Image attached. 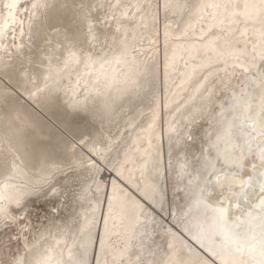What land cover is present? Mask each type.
Listing matches in <instances>:
<instances>
[{"label":"snow or ice","instance_id":"6c2138e0","mask_svg":"<svg viewBox=\"0 0 264 264\" xmlns=\"http://www.w3.org/2000/svg\"><path fill=\"white\" fill-rule=\"evenodd\" d=\"M161 10L165 81L178 63L192 70L171 99L152 92L145 110L138 102L158 75L146 53L156 51ZM37 40L39 61L25 54ZM13 75L36 104L63 92L72 111L87 112L89 95L104 97L93 113L102 127L117 101L130 114L115 136L38 142L18 112H0V264H264V0H0V83ZM17 92L6 88L0 106ZM118 146L123 159L113 162ZM105 169L118 177L110 194ZM57 175L78 183L68 192L89 207L82 221L33 230L26 198L55 193ZM170 176L185 205L164 227L148 206L163 210L160 182Z\"/></svg>","mask_w":264,"mask_h":264},{"label":"bare ground","instance_id":"6f19581e","mask_svg":"<svg viewBox=\"0 0 264 264\" xmlns=\"http://www.w3.org/2000/svg\"><path fill=\"white\" fill-rule=\"evenodd\" d=\"M161 3H163V0H160ZM189 2H194V0H189ZM177 18H172L170 17L169 20L170 22L173 23V31L176 30V24L175 20ZM164 23H165V18H164V13L163 10H161L160 13V23H159V30H160V35L158 37V43L155 45V53L153 52H147L146 54L152 59L149 61L150 64H157L158 65V75L155 77V79L150 78V82L146 84L145 86V91L143 93V96L145 97L143 102L139 103V106L141 108H144L145 110L148 107V104L151 100V94L152 92H155L156 96L160 99L161 103L164 102V98L167 96L169 99H171V95L173 92L176 91V85L180 82L181 79H183V76L181 73L183 72H190L191 66L187 69L184 68L183 63H178V69L179 71L176 73L169 72V76L167 81H165V76H164V36H163V31H164ZM26 39V38H25ZM43 47V43L40 40H37L31 49L29 51L28 49H25V54L26 55H31L35 60L39 61L40 58L42 57V52L39 50L40 48ZM169 56H171V48H169ZM191 63L194 62H190ZM34 71L37 74V80L36 83L39 84L40 86H43L42 82V77L39 76V73L42 71L41 68H35ZM105 71L108 73V75L111 77L113 75H116L119 73V69L116 68L115 65L106 68ZM75 79V77H73ZM9 83H0V94H3L6 90ZM65 84H67V80H65ZM10 85L16 87L18 89V92L22 95V99L26 102V106L15 102L12 99V95H9V102L8 105L4 106L5 110H14L15 112L19 113L20 121L23 122L24 124L28 125L27 132L29 134V130H32L35 128H43V129H49L46 124L49 127L54 126V123L51 122L50 120H45V118H40L39 114L40 112H45L48 114L53 108H57L58 103H64L65 107L71 110L68 105H67V97L64 95L63 92L60 93H53V96L50 100H45L42 101L40 104H36L34 101L29 100L27 98V93L24 92L23 88H20L19 84L17 83V77L13 75L12 81L10 82ZM9 86V85H8ZM33 86L31 84L28 85V88L31 89ZM78 93L81 96V99L84 98V92L81 89L77 90ZM112 95H115V92L113 91ZM58 99H55V98ZM55 100L58 101V103L55 102ZM104 97L102 96H97L95 93H92L91 95L88 96V99L86 101L88 111L87 112H79L83 113L89 118L94 121L97 126L101 129V133L104 136H108L109 134L115 136L118 133V129L122 130L123 126V118L129 115L127 111L121 113L119 111V104L120 102L117 101V113L115 117L113 118L112 122L110 123L108 120H105L103 122V127L101 126V122L99 119H94L93 118V113H99L102 109V103H103ZM72 111V110H71ZM49 115V114H48ZM44 116V115H43ZM50 116V115H49ZM58 116V115H57ZM56 116V117H57ZM161 116H162V125L166 127V124H164V121L167 120L169 117L167 114L161 110ZM51 118L56 119L55 117L50 116ZM54 121V120H53ZM207 127L206 124H204L203 121L200 122V124L197 125L198 128L201 127ZM65 129V128H63ZM64 131V130H63ZM202 131V128H201ZM65 133V132H64ZM63 133V137L68 139V137L65 136ZM72 133V132H71ZM70 134V133H69ZM97 132H94L92 137H96L100 135ZM80 135V134H79ZM58 137V136H57ZM61 142H65L62 138L58 137ZM71 139V137H69ZM69 139V140H70ZM76 139V138H75ZM80 138L76 139L77 142L79 141ZM72 140V139H71ZM69 142V141H67ZM196 149H198V145L195 146ZM160 148H161V155L164 161V167H167V160H168V152H169V143L167 140V137L165 136L163 140L160 142ZM110 157L113 162H116L117 159L122 160L123 159V151L122 147H117L111 154ZM110 167V166H109ZM74 175V174H70ZM161 175L163 176L164 173L162 172ZM103 183L107 186V192L110 194L111 192V184L112 181L118 180V177H116L115 173L112 171H109L108 169H105L101 173ZM136 178L139 179V175L136 174ZM66 178L64 175H57L55 179L53 180V184L57 188V191L55 193L49 192L47 190V187L44 189V191L34 193L26 198V209H27V218L28 221L30 222L33 230L38 229L40 231H44L46 229H52L53 232H55L58 228L63 227L65 225H68L72 219L75 217L77 219H80L82 221V216L84 211L89 207L87 202L83 203V207H81V202L76 200L75 197L71 195L70 192H68L69 188H73L75 185L66 183ZM176 185V180L174 176H170L166 181L162 180L160 182V187L162 192L164 193V208L163 210L160 209L159 205L155 208V210H152L150 206L149 210L152 212L153 215L156 216V219L158 222L162 223L164 227H170L174 226L172 222V218L169 215L170 211L178 210L184 207L185 205V196L184 192L178 191L175 187ZM78 187L79 184L77 183ZM129 190L131 191L132 194L137 195L139 198V194L136 192V188L134 185L129 184L128 185ZM79 188L77 189V191ZM68 193V194H66ZM90 196L92 195L91 193L89 194ZM66 196V197H65ZM35 198L36 201L37 199H46L48 198L49 201H53L58 204V208L53 207L52 209L55 210V215L50 216L45 223H39L36 226H33V221L31 219L32 216V211H30L33 207V201L31 200L32 198ZM68 200H67V199ZM63 200V204L61 205V201ZM34 201V202H36ZM70 201V204H69ZM147 206V205H146ZM13 211H18V209L13 206ZM152 227V226H150ZM155 239L159 242L163 239V232L158 231V234L156 235Z\"/></svg>","mask_w":264,"mask_h":264},{"label":"rangeland","instance_id":"374dc122","mask_svg":"<svg viewBox=\"0 0 264 264\" xmlns=\"http://www.w3.org/2000/svg\"><path fill=\"white\" fill-rule=\"evenodd\" d=\"M8 85H6V86L7 87H14L10 84H8ZM12 99L17 103H20V104L26 106V102L22 99V95L19 92H17V95H15V96L12 95ZM55 99H58V98L56 97ZM55 102L58 103L57 100H55ZM4 110H5V107L0 106V112H2ZM38 114H39L40 118H43V119L45 118V120H50L51 122L54 123V126H52V127H49L46 124V126L49 129L35 128V130L34 129L29 130L28 135L38 142H44L42 140V137H45L48 134H55L56 136L62 138L65 142H67V141H71V139L76 140V139L80 138L81 134H83V133H86L91 137L93 136L94 132H97L99 134L101 133V129L97 126V124L94 121H92L89 118V116L86 117V115L83 113L74 112V111L69 110L68 108L65 107L64 103H58L57 108L55 107L50 112H48V114L50 116L55 117L56 119L51 118L45 112L44 113L40 112ZM63 128H65V129H63ZM63 133L65 134L66 137H68V136L71 137V139L69 137H68V139L63 137ZM73 185H75L73 188H75L76 190L79 188L78 186H76L77 183H74ZM35 198H37V197H34L31 200L36 201ZM34 201L32 203L33 207L30 210V211H32L31 219L33 221V226H36L39 223H45V221L52 215L56 216L54 214L55 210H53L52 208L53 207L58 208L57 203H55L53 201H49L48 198H46V199L40 198V199H37L36 202H34ZM61 202H62L61 203V205H62L63 200ZM69 204H70V201H69ZM59 208H58V210L60 211Z\"/></svg>","mask_w":264,"mask_h":264}]
</instances>
